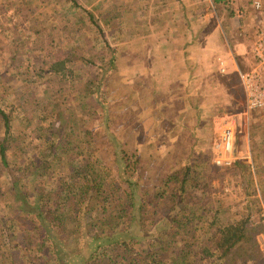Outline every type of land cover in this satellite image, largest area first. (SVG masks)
<instances>
[{"label": "rangeland", "instance_id": "rangeland-1", "mask_svg": "<svg viewBox=\"0 0 264 264\" xmlns=\"http://www.w3.org/2000/svg\"><path fill=\"white\" fill-rule=\"evenodd\" d=\"M247 1L221 0L226 7L251 8ZM210 2L214 8L219 5L214 0H205L203 4L207 7L209 3L210 7ZM142 3L138 0H0V108L9 115L6 121L0 116V142L4 140L0 156V264H39L42 261L36 260L39 248L28 251L32 241L23 237V229L35 223L31 215L23 216L27 219L24 226L13 219L12 205L18 202L13 199V179L21 177L25 184L29 182L24 177L30 169L40 164L45 169L44 165L50 164L53 168L49 166L46 172L37 169L33 176L43 182L45 189H51L58 180L70 177L72 168L78 166L94 146L96 150L92 149L89 154V162H93L99 176L103 167H107L109 175L102 190L92 195L88 203L91 220L106 216L103 207H108L111 197L121 198V189L117 186L119 172L124 175L121 168L124 162L120 158L124 156L123 148L130 158L136 154L132 158L134 169L124 165L127 177L135 180L131 177L142 171L147 189L158 185L169 172L194 165L201 172L198 174L202 181L207 180L209 198L205 206L218 210L220 223H227L235 216L240 218L249 211L256 218L264 215V207H256L257 197H264V107L246 109L240 77L244 72H239L240 85L236 82L227 90L229 95L224 96L225 102L216 89L224 85H215V75L200 89L201 81L198 80V86L197 79L184 81L175 66L141 65L136 52H129L124 45L132 36L146 33L127 30L134 19H140L141 10H138ZM176 8L172 5L169 11ZM261 15L264 18V14ZM263 26L264 20L253 24V37ZM113 27L120 29L114 31ZM205 37L208 33L203 28L198 34L196 52L211 46ZM248 48L252 56L251 45ZM91 55L95 64L87 66ZM68 56L73 64L71 70L66 71ZM108 58H112L111 64H107ZM61 60H64L61 69L55 70L51 64ZM100 65L108 68L110 81L106 85L111 90L109 97L95 94L94 97H100L97 103V99L84 93L86 83L89 89L93 88L104 72L97 69ZM187 69L183 68L181 76L189 73ZM149 71L152 73L145 74ZM230 81L234 83L235 79ZM196 87L198 90L192 91ZM188 88L191 94L184 93ZM116 89L132 92L135 101L129 108L119 104L125 103V97L113 96ZM109 103L106 116H99L100 107ZM223 125L233 128L235 158L232 164L220 166L214 157L220 151L219 127ZM121 138L125 139L124 147L118 141ZM140 140H143L142 145L138 144ZM111 177L115 179L112 187L107 184ZM28 186L23 188L26 193ZM141 189H145L144 185ZM28 199L27 205L33 208L32 197ZM211 201L215 204L208 206ZM81 215L87 217L84 212L78 214ZM121 218L112 221L117 229L127 222L124 220L128 216ZM261 222L264 223V218ZM162 226L164 222L155 227L154 233ZM129 230L138 233L133 225ZM106 236L103 234L96 239L93 235L88 244L98 247L99 251L106 245ZM56 244L60 253L71 254V247L65 248L59 240ZM80 247L78 243L81 254L71 255L74 264L82 263L88 254ZM69 255L63 256L65 264L71 260ZM41 264L50 263L42 261Z\"/></svg>", "mask_w": 264, "mask_h": 264}, {"label": "trees", "instance_id": "trees-1", "mask_svg": "<svg viewBox=\"0 0 264 264\" xmlns=\"http://www.w3.org/2000/svg\"><path fill=\"white\" fill-rule=\"evenodd\" d=\"M247 2L251 3V0ZM252 8L255 11L264 10V7L261 10L254 9L253 6ZM93 57V55L90 56L87 66L95 64ZM66 58L68 62L66 71H69L73 63L69 56ZM106 62L111 64L112 58H108ZM63 63L64 60H61L58 63H52L51 66L59 70ZM103 68V65L97 68L104 72L100 71L102 75L93 88L89 89L86 83L84 93V96L97 99V103L100 97H94L95 94L109 97L111 90L106 85L110 81L108 68ZM114 93V97H125L123 101L125 103L119 104L127 105L128 108L135 101L131 91L116 89ZM108 100L110 101L109 98ZM111 100L113 101V98ZM110 106V103L106 107L101 106L99 116H106ZM0 116L4 121L9 117L3 108H0ZM124 140V138L118 139L123 147ZM3 141L0 142V156L4 151ZM51 141L54 142L55 139ZM138 142L139 145L143 144V140ZM135 145L133 141L132 146L135 147ZM92 149L96 150V146ZM92 149L87 151L83 159L78 162V166L72 168L70 177L66 176L58 180L55 187L51 189H45L43 182L40 183L35 175L33 176L37 169L46 172L49 166L53 168L50 164L44 165L45 169L41 164L35 169H30L31 172L26 173L24 177L29 181L25 184L21 177H15V179L11 177L13 199L18 201L12 205L13 219L21 221V225L24 226V221L27 220L23 217L24 215H31L33 218L35 223L31 227H26L28 229H23L25 233L23 237L32 241V246L27 248L28 251H32L36 246L39 248L37 262L42 260L50 264H65L63 256L67 257L69 254L60 253L56 244L59 240L65 248L71 247L69 264H74L72 262L74 256L71 255H79L82 252L77 248L78 243L81 245L80 248L82 250L85 248L88 253L79 264H195L194 260L203 259L204 256L207 258H204L200 264H258L256 262L260 255L258 242L255 239L258 224H254L252 211L246 212L239 219L220 223L218 210L205 206L209 198L207 197V180L202 181L198 174L201 172L196 170L194 165H185L179 171L169 172L161 178L158 185L147 189L142 180V171L138 172L137 176L131 177L135 180L127 177L124 165L131 170L134 169L135 163L132 158L136 154L133 153L130 158L126 148H123L124 156L120 158L124 162L121 165L124 175L119 172L118 184H120L117 186L121 189V198L111 197L108 200V207H103L106 216L91 220L92 215L87 211L88 203L92 195L95 196L102 190L107 180L106 176L109 175L107 167H103V173L101 172L99 176L93 167V162H89ZM111 179L107 182L110 187L115 180L113 177ZM27 185L29 186L26 193L23 188ZM143 185L145 189H141ZM30 197L34 202L33 208L27 205ZM256 203H259L256 207L264 205L263 195L257 197ZM212 204H215L214 201L207 205ZM81 212L86 213L87 217L82 215L79 217L78 214ZM112 212L116 215H112ZM123 216H128L124 220L127 222L117 229L112 221ZM259 217L257 219L261 221L264 215ZM161 222H164V226L154 233L155 227ZM132 225L137 227L138 233L130 232L129 227ZM43 226H45L44 229ZM93 227H95L94 230ZM103 234H107L106 245L97 251L98 247L89 245L88 242L93 235L97 239Z\"/></svg>", "mask_w": 264, "mask_h": 264}, {"label": "crops", "instance_id": "crops-1", "mask_svg": "<svg viewBox=\"0 0 264 264\" xmlns=\"http://www.w3.org/2000/svg\"><path fill=\"white\" fill-rule=\"evenodd\" d=\"M138 1L143 2L140 9H137L141 10V17L134 19L135 22L129 25L127 30L129 32L142 30L146 33L141 36H132L131 40L127 39L124 46L129 48V52L131 50L136 52V56L138 55L141 60V65L152 64L153 68L154 64L175 66L176 73H180L181 79H197L196 86H198V80L201 81L198 86L200 89L207 86V80H213L215 75V85H224L221 89L216 88L219 90L220 97L223 98L229 95L227 90L233 87L236 82L240 85L239 72H245L253 67L248 46H252L251 38L254 33L252 26L263 22L264 18L261 14H264V10H253L252 3L247 2L251 8L243 5L226 7L223 2L215 0L214 2L219 5L214 8L211 2L210 7L209 3L206 7V4H203L205 0L203 2L202 0ZM172 5L178 8L169 11V7ZM133 14H135V9ZM114 28V31L120 29H116V27L111 29ZM203 28L208 33V37L205 38L208 39L211 46L208 49L204 46L206 49L196 52L199 43L198 34ZM248 32H250L249 37H246ZM150 37L152 41L149 40ZM135 39H138L140 44ZM252 39L254 40V37ZM137 44L138 46H135ZM219 60L224 61L225 70L223 72L220 70ZM197 62L200 64L198 65ZM185 65H187L186 71L189 73L181 76V71L184 72L183 68H187ZM147 73H152V71L145 74ZM175 76L179 78L177 74ZM232 79H235L234 83L230 81ZM198 88L196 87L192 91H196ZM190 90L191 88L185 89L184 93L191 94ZM224 99L226 102L227 98ZM234 219H239V217L235 216ZM254 219V224H258L255 239L258 242L260 255L256 263L264 264V253H262L264 251L262 235V233L264 234V227H262L264 223L256 217ZM203 259L194 260V262L200 264Z\"/></svg>", "mask_w": 264, "mask_h": 264}, {"label": "built area", "instance_id": "built-area-1", "mask_svg": "<svg viewBox=\"0 0 264 264\" xmlns=\"http://www.w3.org/2000/svg\"><path fill=\"white\" fill-rule=\"evenodd\" d=\"M254 9L261 10L264 0H251ZM252 42L253 67L240 75L247 110L264 107V26L259 27ZM220 70H225L223 60H219ZM220 151L214 157L220 166L230 165L234 161L233 128L229 125L219 127Z\"/></svg>", "mask_w": 264, "mask_h": 264}]
</instances>
